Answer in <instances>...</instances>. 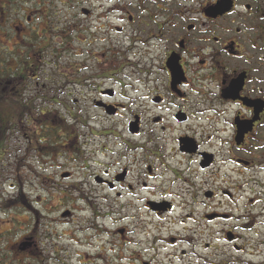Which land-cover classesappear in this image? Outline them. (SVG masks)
<instances>
[{"label":"flooded vegetation","instance_id":"af4514ba","mask_svg":"<svg viewBox=\"0 0 264 264\" xmlns=\"http://www.w3.org/2000/svg\"><path fill=\"white\" fill-rule=\"evenodd\" d=\"M0 264H264V0H0Z\"/></svg>","mask_w":264,"mask_h":264},{"label":"rangeland","instance_id":"374dc122","mask_svg":"<svg viewBox=\"0 0 264 264\" xmlns=\"http://www.w3.org/2000/svg\"><path fill=\"white\" fill-rule=\"evenodd\" d=\"M76 1H80V2H85L87 0H76ZM0 32H7V30H0ZM0 192H6L5 190V186L3 184L0 183Z\"/></svg>","mask_w":264,"mask_h":264}]
</instances>
